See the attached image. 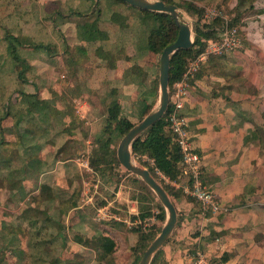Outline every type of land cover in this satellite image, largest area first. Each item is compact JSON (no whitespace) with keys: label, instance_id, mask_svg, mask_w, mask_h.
Segmentation results:
<instances>
[{"label":"rangeland","instance_id":"1","mask_svg":"<svg viewBox=\"0 0 264 264\" xmlns=\"http://www.w3.org/2000/svg\"><path fill=\"white\" fill-rule=\"evenodd\" d=\"M38 2L42 3L45 0H0V155L4 153H7V156L10 155L11 161H14V166L18 170L23 168L24 158L28 156L23 146L30 145L29 148H32L28 160L34 161L33 169L35 170L40 169L39 161H46L45 169L48 170L50 161L54 163L60 158L57 154L63 153L64 157L68 156L70 177L67 182L63 181L66 188H61L59 200H57L64 201L65 206L56 207L54 203L51 212L57 213L56 216L64 215L61 212L67 206H71L70 200L74 198L77 199L78 209L72 212L70 222L76 223L78 219L81 220L76 230L70 227V233L58 236L59 232H63L64 225L60 224L59 228H55L51 236L55 237L52 240L54 252L42 255L40 264H108L104 250L96 245L99 235H107L114 238L116 242L112 264H135L137 256L142 259L146 252V249L143 250L138 245L141 234L147 237L148 244L151 245L155 235L158 236L161 233L166 221L158 222V218L155 217L146 221L138 218L148 211L149 206H152L154 216H158L154 203L144 200L147 196L143 189L145 183L141 178L128 172L121 164L114 167L106 162L94 161L96 158L94 152L100 148L99 138L103 135V128L107 124L108 107L113 102H117L116 100L119 101V98L120 102L123 98V103H120L122 106L120 109L123 112L121 116L130 119L134 126L148 114L158 110L161 55L146 52L144 56L139 57L143 61L140 62L141 65L133 61L127 62V58L130 59L138 54L135 51L136 45L142 46L141 52L147 51L145 46H147L149 30L147 26L142 25L140 13L129 8L130 11L126 13L127 19H124L125 23L119 26L121 29L125 27L126 33H123L121 39L119 35L113 37V40L117 41H113L108 51L109 55H105L106 62L90 63L92 67L88 70L84 54L80 55L79 52L73 51L74 48L67 46L66 42L72 38L73 34L64 33L63 30L46 25L51 21V16H45L48 13L47 8L52 7V2L48 1L40 9ZM176 2L181 4L188 2L199 8L201 14L197 16H191L183 8H179V11L184 20L192 25L194 31L198 25L205 32L213 31L214 38L221 35L223 20L204 22V13L207 8L222 11L225 19L239 28V35L247 52L245 56L252 58L257 64V70H262L264 73V0H244L241 4L238 0H176ZM94 4H96L94 10L98 13L102 12V9H99L101 4L95 2ZM118 6L124 7L121 4ZM117 12L124 17L122 15L124 11ZM245 28H248L250 36H247ZM76 33L75 31L74 35ZM10 35L21 42L20 45L16 44L17 58L11 53L12 46L8 40ZM125 36L127 39H124ZM195 36L194 32V41ZM39 44L47 47L36 48ZM112 60L113 63H111ZM117 62H119V68L124 66L126 69L129 68L128 63H130L132 67L129 70L135 75L138 74L135 73L134 66L140 65L143 68L139 78L134 76L137 78V84L128 85L127 88L120 86L123 91L127 89L125 96L118 95L114 84H109L110 77L107 76L108 79L104 76V81L102 77L94 79L96 66L110 67L113 64L117 66ZM261 74L259 72L258 76ZM258 81L264 83L262 79ZM153 87H156L158 95L145 100L142 96L143 92ZM24 94H36L39 100L44 102L39 109L46 108L47 116L44 112L38 113L39 109H35L34 114L26 116L24 122L19 127H15L16 119L14 120L13 115L8 114L6 109L18 106L12 111L24 113L29 106ZM262 98L264 99V95ZM143 100L145 103H142ZM144 110H146L145 113ZM26 131L33 139V143L28 145L23 143ZM7 137L10 141H7ZM122 139L119 136L115 137L112 144L113 150H118ZM11 143L20 146L19 149L16 151L5 149L6 144L10 148ZM47 146L50 149L54 148V151H45ZM65 147L64 152H59ZM44 152L46 156L39 158V155ZM143 161L152 167L149 158H144ZM134 162L142 166L135 158ZM135 178L141 181H136ZM36 184L37 187L47 184V179L39 185L38 182ZM45 188L46 186H42V190ZM119 191L122 195L124 194L122 198H127V201L131 198L134 202L127 203L126 200L121 201V198H118V201ZM27 198L25 196L23 200ZM32 200L42 204L44 202L52 204L51 198L48 199L44 192L36 197L31 196L29 202ZM172 200L174 202V198ZM121 202L123 205H119ZM12 216L15 217L16 214L13 212ZM134 217L137 219L134 220ZM43 232L37 239L46 242L49 240L46 237L50 238V236L47 229L44 228ZM1 235L0 232V237ZM84 240L88 242L85 243ZM5 244L7 240L4 241L1 237L0 263L15 264V253L20 250L17 248L21 244L17 246L18 243L14 241L8 247H5ZM68 244L72 245L69 247ZM70 248L69 253H66V250ZM63 253L66 255L63 256ZM17 257L22 259L23 264L34 261L33 256L28 254Z\"/></svg>","mask_w":264,"mask_h":264},{"label":"crops","instance_id":"2","mask_svg":"<svg viewBox=\"0 0 264 264\" xmlns=\"http://www.w3.org/2000/svg\"><path fill=\"white\" fill-rule=\"evenodd\" d=\"M48 1L52 2V7L47 8L45 17L51 16V21L46 25L73 34L66 42L67 46L74 48L73 51L79 52L80 55L84 54L88 70L92 67L90 63L106 62L105 55H109L111 44L117 41L113 40V37L119 35L121 39L123 33H126L125 27L121 29L119 26L125 23L124 19H127L126 13L130 11V6L119 8L113 0H45L38 2L39 9ZM94 2L101 4L99 9H102V12L94 10ZM117 11H124L122 22H117L112 17ZM88 24H97L96 30L100 35L91 42L84 41L82 37ZM247 29L245 28L246 34L250 36ZM75 31L77 33L74 35ZM124 39H127V36ZM145 47L147 49V46ZM141 49L142 46L136 45L135 51L138 54L127 58V62H143L139 57L151 51L147 49L141 52ZM246 53L243 50L218 58L217 61H221L223 65L222 71L211 70L212 65L207 63L197 76L183 110L188 118V129L194 147L202 157L204 183L216 194L224 212L220 215L203 216L202 207L191 195L190 184L182 174L179 181L171 184L180 193V196L174 199L178 223L170 239L161 248L159 264H196L197 251L210 257L216 264H264V83L258 81H264V73L257 70V64L252 58L245 56ZM128 64V69L124 66L119 68V62L117 66L111 65L112 67L96 66L95 78L110 77H107L109 84H114L118 95L125 96L127 89L123 91L120 86L127 88L128 85L137 84V78L140 77L139 74L130 72L132 65ZM259 72L262 73L261 76H258ZM122 100L123 98L120 102L119 98L113 105L122 109ZM14 139L16 141V138ZM7 141H10V138L7 137ZM23 143L28 145L33 143V139L25 134ZM19 147L12 144L9 148L6 144L5 149L16 151ZM23 147L28 156L24 158L21 170L15 168L10 155H0V232L2 239L7 240L5 247L13 241L18 243L17 246L21 244L17 248L20 250L15 253V264L24 263L17 257L21 254L33 256L34 261L29 264H40L42 255L54 252L52 240L55 237L51 236L55 228H59L60 224L64 225L63 232H59L58 236L70 233V227L76 230L81 220L70 222L72 212L78 208L70 210L67 214L61 213L64 215L56 216L57 213H52L55 199L50 200L51 205L48 202H29L31 196L40 194L42 186L66 188L63 181L67 182L70 177L69 161L57 159L53 163L51 160L47 170V162L39 161L40 157L46 156L44 152L38 158L40 169L35 170L34 161L28 160L32 148H29L30 145ZM45 151H54V148L47 146ZM44 179H47V184L37 187L36 182L39 185ZM25 196L28 198L23 200ZM122 196L124 194L119 191L117 200L127 199ZM126 202L134 200L130 198ZM121 204L122 202L119 205ZM13 212L15 217L12 216ZM44 228L50 238L46 237L49 240L41 242L37 238L44 233ZM24 239L26 241H23ZM72 244H68L69 247ZM70 250L71 248L66 250V253ZM64 255L66 254L63 253Z\"/></svg>","mask_w":264,"mask_h":264},{"label":"trees","instance_id":"3","mask_svg":"<svg viewBox=\"0 0 264 264\" xmlns=\"http://www.w3.org/2000/svg\"><path fill=\"white\" fill-rule=\"evenodd\" d=\"M116 2L117 5L122 6H130L126 2L122 0H113ZM156 1V0H153ZM165 2L167 5H175L178 8H183L186 10L188 14L191 16H197L201 14V11L199 8H197L194 4L191 3H177L176 0H159ZM239 3H243L244 0H238ZM181 4V5H180ZM131 9L137 10L140 13V20L142 25L147 26L149 28L148 30V38H147V49L153 53H156L158 55H161L166 47L170 46L171 44L175 43L178 35H179V29L177 26V23L172 15L167 13H158V12H151L148 10H142L138 9L136 7L130 6ZM264 12V11H263ZM262 12V13H263ZM113 19L117 22L123 20V17L118 14H113ZM98 28L97 24L92 25H86L83 39L84 41H94L100 37L98 34ZM81 29V28H80ZM195 43L193 48L190 50H180L178 51L172 58L171 63V79H170V87L173 86L174 83L178 82L182 79L189 60L192 58H195L199 53H201L205 47L207 41L210 39H213L215 37V33L213 31L205 32L203 29H200L198 25H196L195 28ZM98 34V35H97ZM10 46H12V54H14V57L17 58V47L16 44H21L20 40L16 39L13 36L8 37ZM15 43V44H14ZM47 46L44 45H37L36 48H43L45 49ZM223 56H213L210 58L209 62L210 65H212L211 70L220 69L223 70V65L221 61H217L218 58H222ZM27 69V66L25 67ZM142 67L141 66H134L135 73L141 75L142 74ZM202 71V70H201ZM200 71V72H201ZM200 72L197 76H199ZM102 77V76H100ZM97 78V77H96ZM95 79V76H94ZM103 80V77H102ZM156 87H153L151 89L145 90L143 92L142 96L145 100L149 99V97H155L158 95ZM26 102L28 101L29 106L25 109L24 113H21L19 110V113H14L12 110L18 106H12L6 109L8 111V114H12L14 117V120L16 119L15 127H19L22 122H24V118L26 116H31L34 114L37 109L42 107L43 101L39 100L38 96L36 94H24ZM142 103H145L144 100ZM144 105V104H143ZM15 109V110H16ZM36 109V110H35ZM38 113H43L47 116L46 108H41L37 110ZM185 115V114H184ZM44 116V117H46ZM167 114L159 121L157 122L151 129H149L146 133H144L141 137H139L135 143L133 144V155L134 158L144 167H148L152 175L157 179L160 180L157 174L155 173V170L149 166L146 162L143 161L144 158H149L155 161L156 167L168 178H170L172 181H179V178L182 175V162L183 157L181 154V150L175 140V135L171 131H167V121H166ZM187 117V116H186ZM134 127L133 122L126 118L121 116V109L118 107H115L113 104H111L108 107V118H107V124L103 128V135L99 138L100 139V148L94 152V155H96V158H94V161L99 163H107L110 164V166H120V163L117 158V151L112 149V144L116 136H119L123 138L132 128ZM259 130V128H257ZM256 129V130H257ZM257 130V131H258ZM260 131V130H259ZM25 134H29V132H25ZM263 134V132H262ZM65 148H62L59 150V152H64ZM60 156L59 159H64L65 161L70 159L68 156L64 157L63 153L57 154ZM97 169V167H96ZM114 169V168H111ZM136 181H141L138 178H135ZM163 184V183H162ZM164 188L168 192V194L176 199L180 196V193L177 192L171 185L163 184ZM143 189L146 192V197H144V200H147L148 202H151L153 205L156 206V211L158 212V216H154V212L152 210V206L148 207V211H146L142 216L138 217L144 221L147 219H151L153 217L158 218L160 222H165L166 220V211L163 205L161 204L160 200L158 199L157 195L148 187L146 184H143ZM61 188H54L50 186H46L44 190L41 191V195L44 193L47 194L48 199L51 198V200L55 201L56 207H64L65 202H59L57 200L59 197V191H61ZM39 194V195H40ZM22 196V194H20ZM23 198V196H22ZM70 199V197H68ZM71 206H67L65 210H63L61 213L67 214L70 210L77 208V199L71 198ZM134 220L137 219V217L133 218ZM158 236L155 235V238H153V241ZM147 237L143 234L140 236V241H138V245L141 246V248L148 249L150 244H148L149 240L146 239ZM85 243L88 242V240H84ZM41 243V242H40ZM96 245L98 248L104 250V255L106 257V261L108 264H112L113 259L112 256L115 253L116 250V242L112 238L108 237L107 235H99V237L96 239ZM137 245V247H138ZM162 250L160 249L157 254L155 255L152 264H159V256L161 255ZM140 257L137 256V260L135 264L140 263Z\"/></svg>","mask_w":264,"mask_h":264},{"label":"built area","instance_id":"4","mask_svg":"<svg viewBox=\"0 0 264 264\" xmlns=\"http://www.w3.org/2000/svg\"><path fill=\"white\" fill-rule=\"evenodd\" d=\"M219 19L223 20L224 24L221 35L218 38L207 41L205 49L195 58L189 60L182 79L169 87L170 103L166 117L167 130L175 135V140L183 157V177L187 178L190 184L191 195L201 205L203 216L223 214L224 208L216 194L204 183L202 157L194 147L188 129V118L184 115L183 110L198 73L209 62L211 57L235 54L244 50L243 41L239 35V28L227 21L222 11L214 8L205 10L204 22L212 23ZM150 162L161 182L167 185L176 182L165 176L156 167L154 160L150 159ZM195 255L197 256L196 264H216L214 260L206 257L201 251H197Z\"/></svg>","mask_w":264,"mask_h":264},{"label":"water","instance_id":"5","mask_svg":"<svg viewBox=\"0 0 264 264\" xmlns=\"http://www.w3.org/2000/svg\"><path fill=\"white\" fill-rule=\"evenodd\" d=\"M128 5L151 12L167 13L175 19L179 35L175 43L166 47L160 58V105L157 111L148 114L139 124L135 125L122 139L117 150V158L122 167L131 174L141 178L143 182L157 195L166 210L167 220L161 233L144 253L139 264H152L157 252L172 236L177 223L178 212L172 198L152 175L150 170L133 162V144L135 141L159 122L167 113L170 103V71L173 56L180 50H190L194 46V30L192 25L184 20L179 8L175 5H167L163 1L153 0H122Z\"/></svg>","mask_w":264,"mask_h":264},{"label":"clouds","instance_id":"6","mask_svg":"<svg viewBox=\"0 0 264 264\" xmlns=\"http://www.w3.org/2000/svg\"><path fill=\"white\" fill-rule=\"evenodd\" d=\"M196 78H197V77H196ZM195 81H196V80H195ZM193 85H194V84H193ZM169 87H170V86H169ZM169 93H170V92H169ZM166 114H167V113H166ZM166 114H165V115H166ZM166 130H167V127H166ZM167 131H168V130H167ZM158 181H159L161 184L163 183V182H161L160 180H158ZM163 184H164V183H163ZM163 184H162V185H163ZM170 197H171V196H170ZM172 201H173V200H172ZM165 211H166V210H165ZM166 215H167V213H166ZM156 219H157V218H156ZM156 219H154L153 221H156ZM166 220H167V219H166ZM166 220H165V221H166Z\"/></svg>","mask_w":264,"mask_h":264},{"label":"bare ground","instance_id":"7","mask_svg":"<svg viewBox=\"0 0 264 264\" xmlns=\"http://www.w3.org/2000/svg\"><path fill=\"white\" fill-rule=\"evenodd\" d=\"M133 162H134V159H133ZM135 163V162H134ZM135 164H137V163H135Z\"/></svg>","mask_w":264,"mask_h":264}]
</instances>
